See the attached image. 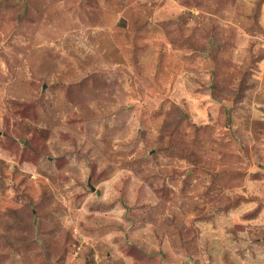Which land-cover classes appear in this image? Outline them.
<instances>
[{
    "label": "rangeland",
    "instance_id": "1",
    "mask_svg": "<svg viewBox=\"0 0 264 264\" xmlns=\"http://www.w3.org/2000/svg\"><path fill=\"white\" fill-rule=\"evenodd\" d=\"M0 264H264V0H0Z\"/></svg>",
    "mask_w": 264,
    "mask_h": 264
}]
</instances>
